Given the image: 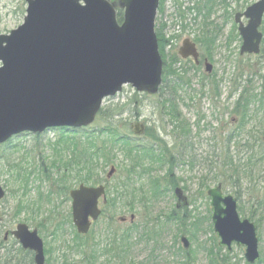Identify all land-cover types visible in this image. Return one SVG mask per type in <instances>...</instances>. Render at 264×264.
<instances>
[{
	"label": "rangeland",
	"instance_id": "1",
	"mask_svg": "<svg viewBox=\"0 0 264 264\" xmlns=\"http://www.w3.org/2000/svg\"><path fill=\"white\" fill-rule=\"evenodd\" d=\"M109 1L115 4L118 10L117 0ZM205 1L162 0L163 13H157L155 18V26L157 28L159 25L163 26V36L168 40L165 50L168 59L171 60L182 42L189 39L197 45L201 62L205 59L212 66V72L208 74L202 63L195 66L191 59L181 60L178 57V61L170 65L175 75L167 80V85L176 90L173 99L184 121L193 125L200 120L192 131L189 154L183 156L174 171L175 176L181 179L178 187L187 197L189 207L176 210L173 194L163 195L158 201L147 206L136 205V211L132 213L135 219L130 222L131 213L122 214L123 210L119 206L107 209L99 205L103 216L92 225L88 243L96 246L98 250L102 249L107 244L103 233L104 220L113 218L120 225L115 239L120 249L104 255H100L101 252L97 250V256L101 257L96 264H186L180 237L187 227L179 228L175 222L164 225L165 217L171 212H175V216L180 219L194 216L200 220V232L193 241L189 240L188 251L192 250L194 253L189 257L187 264H207L208 254L204 249H209L213 240L218 248V239L212 231L211 208L206 191L218 183H222V188L227 194L235 196L234 193L237 192L241 196V201L237 199V202L242 219L253 217V220H249L257 225L259 252L262 258L260 264H264V209L257 205L259 199H264V156L255 148L254 154L251 155L253 158L246 165L245 158L249 157L250 151L247 150L244 141H241L235 152L231 149L233 160H240L236 163L237 170L222 168L221 163L224 159L219 157L222 146L219 145L218 138L220 129L229 128L228 122H231L232 126L237 125L231 110L242 89L247 86L257 96L264 88V56L262 52L258 56L239 55L241 39L233 20L236 13H243L259 0H214L208 18H206V9L200 14L195 10H188L193 8L194 3L203 6ZM25 9V0H0V35H8L22 25ZM242 22L246 23L244 19ZM259 31L263 36L260 46L262 51L264 50V16ZM201 45L203 48L210 47L209 55L203 53ZM168 96V89L161 92V95L138 93L127 85L114 97L104 99L102 109L124 106V113L120 117H115V120L120 119L117 122L120 131L138 141L130 129L131 124L138 121L144 124L147 130L146 133L144 130L145 134L143 133L141 135L143 137L139 138V144L153 142L154 135H157L170 147L174 139L169 119L164 116L162 108ZM160 105L161 110L156 109V106ZM251 115L243 139L248 140L252 135L264 140V110L256 104L251 109ZM101 120L96 117L86 131L90 133L98 130L99 127L104 128L106 124ZM78 135L73 136L74 139L83 138L82 135ZM73 137L70 132L52 129L38 136L22 134L0 145V186L5 192V197L0 202V248L4 234L14 231L19 223H23L31 230L37 229L47 251L45 264L65 262L83 264L80 256L69 249L73 230L69 227L71 206L68 191L77 187L79 182L71 175L69 187L60 183L65 172L64 163L71 157V148L67 149L71 141L66 140ZM94 142L95 145L99 144L98 140ZM153 144L156 146L155 142ZM117 154L110 165H103L100 161L97 175L93 178L94 183L87 184L96 186L98 181L105 179L110 167H115L117 173L106 185L108 200L112 196V188L121 182L123 175L121 168L126 164L122 156ZM159 172V167L152 169V175H157ZM138 186L139 184L136 187ZM22 195L25 197L23 198ZM18 199L22 200L23 204L24 202L31 204L37 199L43 200L36 221L27 220L28 216L25 213L13 218ZM46 201L51 202L50 205ZM239 207H243V212ZM120 216H125L124 223L119 222V218H122ZM48 219L52 224H49ZM35 222H42L43 228H36ZM131 223L137 227L131 233L128 245H122L120 234ZM52 225L55 228L60 225L61 229L56 236L52 235L54 232ZM145 227L147 229H144ZM152 236L155 237L150 238ZM184 236L187 238V235ZM5 245L4 249L10 252L16 248L10 235ZM219 249L218 255L221 257L219 260L225 255L227 257L224 264H246L243 248L233 246L231 253H226L223 248ZM2 253L4 250L1 249L0 254ZM116 254L121 255V259L115 257Z\"/></svg>",
	"mask_w": 264,
	"mask_h": 264
},
{
	"label": "water",
	"instance_id": "2",
	"mask_svg": "<svg viewBox=\"0 0 264 264\" xmlns=\"http://www.w3.org/2000/svg\"><path fill=\"white\" fill-rule=\"evenodd\" d=\"M22 25L0 35V145L12 137L42 134L48 129H82L90 126L104 99L114 97L124 86L138 93L156 94L161 84L162 60L158 52L154 21L159 0H117L123 11L116 20L115 4L109 0H25ZM264 15L260 0L235 15L242 40L240 55H258ZM241 18L247 20L244 26ZM182 59L198 64L195 45L185 40L178 52ZM212 66L205 63V71ZM134 136L145 130L137 122ZM111 167L107 179L115 174ZM177 207L188 205L179 188L174 191ZM213 232L218 246L231 251L244 247L248 264L259 261L257 227L241 219L237 200L223 194L221 185L207 192ZM5 192L0 186V201ZM71 219L79 235L88 234L92 222L106 204L104 186L80 185L69 192ZM134 221V215L130 216ZM126 218H119L124 223ZM12 236L24 251L33 253L34 264H45L43 241L37 230L19 224ZM184 249L189 248L181 237Z\"/></svg>",
	"mask_w": 264,
	"mask_h": 264
},
{
	"label": "trees",
	"instance_id": "3",
	"mask_svg": "<svg viewBox=\"0 0 264 264\" xmlns=\"http://www.w3.org/2000/svg\"><path fill=\"white\" fill-rule=\"evenodd\" d=\"M213 3L214 0H206L203 6H200L198 3H194L193 8H189L188 10H195L198 14H200L203 9H206V18H208L210 16ZM162 4L163 2L160 0L158 9L159 14L163 13ZM117 21L119 23L122 21V11L120 10L117 12ZM155 33L158 42L159 54L163 61L162 86L160 87L159 93L161 95V92L165 89L169 90V96L163 102L162 108L164 109V116L168 117L169 124L171 125V134L174 139L173 145L168 147V145H166L165 142L157 135H154L153 139L156 146H154L153 142L139 144L138 141H135L126 133L120 131V127L117 123L120 119L115 120V117H120L124 113L125 107H107L105 109H101L97 116L98 120L102 119L101 121L106 124L104 128L99 127L98 130H94L90 133L86 132V130L74 131L75 136H79L78 134H80L83 138H81L82 140L74 138L70 139L71 147L69 146L67 149H72L71 157L64 163L63 168H65V172L63 174V179H61L60 182L66 187H69L68 185L71 175L79 183L87 184L94 182L93 178L97 175L96 172L98 171V163L101 161L103 162V165H110L113 163L116 155H118L117 153H119V156H122V159L126 161V164L121 168L123 171L121 182L112 188V196L108 200L105 207L107 209H111L119 206L123 210L122 214L125 212L132 214L136 211V205L147 206L154 201H158L163 197V195L171 194L172 189L178 186L181 179L175 176V167L177 166V163H181L184 155L189 154V148L192 143L193 128L197 127L200 123V120H198L197 123L189 125L186 121H184L181 113L178 111V105L173 99V95L176 90L167 85L168 78L175 75L174 71L170 69V65L178 61V56L175 54L171 60L168 59L165 53L168 40L163 36L162 25H159L158 28L155 26ZM202 51L205 55H209L210 47H202ZM261 52L264 56V50ZM178 83L175 84L178 85ZM256 104H259L260 109L264 110V88L262 89V92L256 96V94H254L247 86L244 87L235 100L231 110L232 115L237 121V125L232 126L231 122H228L229 128L220 129V132L218 133L219 145L222 146L219 157L224 159L221 163L222 168H233L234 171L237 170L236 163H239L240 160H233L234 156L231 155V149L235 152L236 147L241 144V141H244L247 150L249 149L250 151V153H248L249 157L245 158L246 165L253 158L251 155L254 154L255 148H257L259 153L264 156V140H259V138L252 135L249 136L248 140L243 139V134L245 133L248 121L252 118L251 109ZM157 108L158 110H161V105L156 106V109ZM95 140L99 141L98 145H95ZM255 143H257V145H255ZM235 155L237 158L238 153L236 152ZM192 163H194L193 160ZM157 167H159L160 172L157 175H152V169ZM98 182V184L103 182L106 183L104 180ZM138 184L139 186L137 188L136 186ZM234 194L235 197L241 201V196H239L237 192ZM22 197L24 198L25 195H22ZM42 201L43 200L37 199L31 204L26 202L23 204V201L18 199L13 218L25 213L28 216L27 220L36 221L35 219L39 215ZM46 203L50 205L51 202L46 201ZM257 205L264 209V199H259ZM239 210L243 212V207H240ZM101 216H103V214ZM183 219L176 217L175 212H171L165 217L163 224L166 225L167 223L175 222L179 228L182 227V229H185V227H187V229L183 231V235H187L188 240L193 241L196 234L201 230L200 220L194 216L189 219ZM249 219L253 220V217L250 216ZM48 221L49 224H52L51 220L48 219ZM104 221L105 228L103 233L105 234L104 239L107 244L102 247V249L98 250L96 246L89 245L88 240L91 237L90 234L83 237L77 235L75 231L72 232L73 238L69 249L80 256L79 258L81 259V263L96 264L101 257L97 256V250L98 252H101L100 255H104L115 251L116 249H120V246L115 243L116 231L120 225H118L113 218H109ZM35 224L36 228L40 227L39 229L44 226L42 225V222H35ZM69 227L70 229L73 228L70 222ZM136 227L137 226L135 224L127 225V229L123 230L120 234V244L128 245L131 233L134 229H136ZM56 228L54 227V232L52 233L54 236H56L58 230L61 229L60 225H57ZM144 229H147V227ZM153 237L155 236L150 238ZM14 244L16 246V243ZM15 249L16 250L14 252L4 249V253L0 254V264H33L31 257L27 253L23 252L18 246H16ZM204 250L208 254L207 264H224L226 262V255L219 260V258H221L218 255L220 249L217 248L214 240L211 247ZM193 253L194 252L192 250L185 251L184 257L186 264L189 263V257ZM45 255H47L46 250ZM66 263L67 262L64 264Z\"/></svg>",
	"mask_w": 264,
	"mask_h": 264
},
{
	"label": "flooded vegetation",
	"instance_id": "4",
	"mask_svg": "<svg viewBox=\"0 0 264 264\" xmlns=\"http://www.w3.org/2000/svg\"><path fill=\"white\" fill-rule=\"evenodd\" d=\"M236 14H237V13H236ZM239 14H242V13H239ZM233 20H234V19H233ZM242 20H243V18H241V22H242ZM244 20H245V19H244ZM245 21H246V20H245ZM246 23H247V22H246ZM246 23H245V24H246ZM242 24H244V23L242 22ZM195 48H196V51L198 52V55H199V59H200V61H202V58H201V56H200V53H199V50H198V47H197L196 44H195ZM199 59H198V63H200ZM203 61H204V62L202 63V65L204 66V63H205V62H208V61L205 60V59H203ZM199 65H200V64H198L197 66H199ZM204 68H205V66H204ZM102 185H104V184H102ZM104 186H105V185H104ZM176 188H179V189H180V187H178V186H177V187H174V188L172 189V191H171V194H173V196H174V198H175V200H176V204H175V208H176V210H180L181 207H177V198H176V195H175V193H174V191H175ZM105 189H106V187H105ZM180 190H181L182 193L184 194L183 190H182V189H180ZM171 194H170V195H171ZM187 201H188V199H187ZM188 203H189V202H188ZM101 205L103 206L102 201H101ZM120 217H122V216H120ZM19 224H22V223H19ZM19 224H18V225H19ZM131 224H132V223H131ZM18 225H17V226H18ZM92 225H93V224H92ZM92 225H91V227H92ZM121 225H123V224H121ZM17 226H16V227H17ZM15 230H16V228H15ZM15 230H14V231H15ZM12 232H13V231H12ZM12 232H8V233H5V234H4L3 244H1L2 247L0 248V250H1V249L4 250V248H5V246H6L5 243L8 241V237H9V235L13 238V244L18 242V241L12 236ZM124 245H126V244H124ZM16 246H18V245L16 244ZM233 246L236 247V248H238L235 244H232V247H231L232 249H233ZM19 248H20V247H19ZM232 249H231V251H232ZM15 250H16V249H14V251H15ZM22 250H23V249H22ZM14 251H13V252H14ZM231 251H230V252H231ZM23 252L27 253V254L31 257V259H32V257H33V253H32V252L24 251V250H23ZM116 256H117L118 258L121 259V255L116 254L115 257H116ZM260 257H261V255H260ZM32 261H33V259H32ZM33 263H34V262H33ZM260 263H262V258H261Z\"/></svg>",
	"mask_w": 264,
	"mask_h": 264
}]
</instances>
